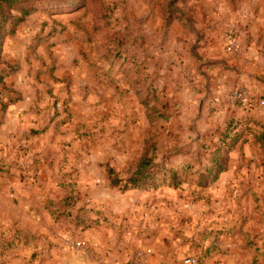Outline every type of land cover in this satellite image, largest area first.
<instances>
[{
	"label": "rangeland",
	"instance_id": "rangeland-1",
	"mask_svg": "<svg viewBox=\"0 0 264 264\" xmlns=\"http://www.w3.org/2000/svg\"><path fill=\"white\" fill-rule=\"evenodd\" d=\"M32 6L2 46L0 264H264V151L213 146L242 100L264 125V0Z\"/></svg>",
	"mask_w": 264,
	"mask_h": 264
},
{
	"label": "trees",
	"instance_id": "trees-1",
	"mask_svg": "<svg viewBox=\"0 0 264 264\" xmlns=\"http://www.w3.org/2000/svg\"><path fill=\"white\" fill-rule=\"evenodd\" d=\"M35 1L37 0H0V85H4V89H7L8 91L11 90H9L5 85L6 77L17 73L18 67L10 66L2 58L3 40L5 37L13 35L15 33L17 25L24 19V17L35 11L34 6H32ZM168 6L172 7L173 2L169 3ZM14 10L21 13L19 18H16L13 15ZM173 10L174 11L170 12L168 15L165 12L164 20L167 27L174 21V19H176L175 16H173V13L178 10ZM187 16V13H184V22L188 20ZM9 25L12 26L10 30L8 29ZM122 44L123 42H121V45ZM147 98V100L151 99V95H149ZM20 99L21 96L17 93L16 97L11 98L10 101L13 102ZM154 99L156 100V98ZM145 104L148 105V101H146ZM241 107H243V109H246L245 104H236L233 109H229L228 113L230 112L231 115L226 118L224 128L217 129V135L219 136L220 141L219 143L213 144V146L216 148V151L214 152V154L216 155L214 159L215 163L220 162L221 151L228 146L230 148L235 146V143L242 136H244L246 132H251L254 135L255 140L259 143L260 148L264 151V125H262V122L260 120L256 119L257 117L254 113L238 116L237 112ZM253 122H255L256 126H259V128L252 127L250 124ZM149 154L150 147L147 148V150L140 158L137 170L132 179V183L139 184L150 175L149 171L153 166V157L149 156ZM109 174L113 185H117L119 181L118 179L112 177V175L114 174L112 169H109Z\"/></svg>",
	"mask_w": 264,
	"mask_h": 264
},
{
	"label": "built area",
	"instance_id": "built-area-1",
	"mask_svg": "<svg viewBox=\"0 0 264 264\" xmlns=\"http://www.w3.org/2000/svg\"><path fill=\"white\" fill-rule=\"evenodd\" d=\"M235 35L230 33L227 35V49H231L234 46V41H235ZM237 97V95H236ZM238 98V97H237ZM246 106H249V103H246V100H242ZM69 242V241H68ZM85 242L83 241H78L75 245H71L72 247L76 248H83L85 247ZM149 253V251H147ZM129 264H148V259L146 255H141L138 256L134 261L130 262ZM183 264H198V258L195 256H187L183 260Z\"/></svg>",
	"mask_w": 264,
	"mask_h": 264
},
{
	"label": "crops",
	"instance_id": "crops-1",
	"mask_svg": "<svg viewBox=\"0 0 264 264\" xmlns=\"http://www.w3.org/2000/svg\"><path fill=\"white\" fill-rule=\"evenodd\" d=\"M191 90V88L190 89H188V88H184V92H185V94H186V96H189V97H191V98H194V95H195V91L193 90V91H190Z\"/></svg>",
	"mask_w": 264,
	"mask_h": 264
}]
</instances>
